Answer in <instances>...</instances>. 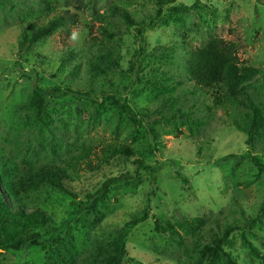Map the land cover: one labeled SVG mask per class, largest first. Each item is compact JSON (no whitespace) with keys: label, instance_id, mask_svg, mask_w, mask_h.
<instances>
[{"label":"rangeland","instance_id":"rangeland-1","mask_svg":"<svg viewBox=\"0 0 264 264\" xmlns=\"http://www.w3.org/2000/svg\"><path fill=\"white\" fill-rule=\"evenodd\" d=\"M116 1L128 3L138 13V21L154 11L150 0H88L82 24L72 28L69 37L56 32L21 54L19 40L25 24L42 23L58 0H0V146L21 172L24 161L63 164L70 153L78 152L77 147L53 151L42 146V137L21 118L34 90L25 77L31 71H36L38 88L44 92L53 131L66 147L86 144L100 135L110 140L118 133L136 152L130 161L116 160L102 172L72 183L69 187L76 198L46 189L28 196L30 211L41 208L53 222L30 229L41 234V245L1 250V264H48L51 251L60 244L70 254L59 264H84L127 228L125 249L130 258L143 264H183L186 249L194 248L198 239L201 245L209 244L212 234L221 233L227 224L242 229L226 246L235 261L264 264V173L259 174L252 162L255 156L264 164V128L248 145V135L240 127L247 125L249 111L237 104L208 111L210 97L191 92L183 71L185 43L202 46L215 37L238 43L242 63L264 68V0H200L201 8L184 15L181 24L145 26L137 43L132 37L136 30L116 19L119 34L109 46L120 66L105 64L106 74L94 82L100 99L94 104L82 96L89 91L90 81L85 64L95 57L85 48L89 43L85 25L92 22L95 11L106 13ZM195 2L178 0L189 7ZM67 47L82 49L77 77L59 72V58ZM140 47L145 53L135 58L134 67L130 62ZM74 64L66 65L70 72ZM68 85L74 92H68ZM256 87L251 90L253 100L264 105V80L259 78ZM101 88L116 92L121 106L104 101ZM128 107L138 115L136 122L128 116ZM151 129L157 132L153 138ZM135 159L157 172L137 170L132 164ZM126 172L137 179L112 189L96 210L84 208L74 216L87 193ZM154 218L172 224L177 233L157 231ZM243 233L259 257L248 251Z\"/></svg>","mask_w":264,"mask_h":264},{"label":"trees","instance_id":"trees-1","mask_svg":"<svg viewBox=\"0 0 264 264\" xmlns=\"http://www.w3.org/2000/svg\"><path fill=\"white\" fill-rule=\"evenodd\" d=\"M150 1L154 4V11L148 14L144 20H137L138 13L132 11L128 3L116 1L108 7L106 13L95 11L96 14L92 17V22L86 23L89 43L85 48L94 52L95 57L85 64L86 75H90V81L86 89L89 91L82 96L89 100L92 99L94 104L100 100L97 97L96 89H94V82L98 81L101 75L106 74L105 64H108V67L112 66V63L120 66L119 61L113 58L114 51L109 46L117 41L116 36L119 34L116 19L120 18L127 27L136 30V35L132 37L137 43L144 36L145 26L160 22L168 24L171 21L181 24L184 15L201 8L200 0H196L195 4L190 7L178 4V0ZM58 3L51 15L44 16L42 23L30 21L25 24L19 40L21 54L56 32L69 37L71 29L82 24L81 14L88 9V0H58ZM70 7L73 8V11L68 9ZM184 46L183 71L186 82L191 84V92H201L210 97L212 104L211 107H207L208 111L234 104L247 109L249 111L247 113L248 122L246 126L240 127V130L248 135L247 144H252L264 128V105L257 104L253 100L251 90H257L256 83L259 78L264 80V68L242 63L238 56L240 46L236 42H228L215 37L202 46H194L189 41ZM80 52L82 49L78 51L67 47L59 58L61 62L59 72L66 70L70 76L77 77L82 68V59L81 62L79 61L82 58ZM144 53L145 51L141 47L136 49L130 64L136 67L135 58L143 57ZM118 59L121 58L118 56ZM74 61V68L70 72L66 65L69 62L74 63ZM35 73L36 71L25 73V77L32 81L34 90L23 108L24 116L21 118L27 123L26 126L29 129L39 133L42 137V146L45 144L53 151L77 147L78 152L70 153L71 155L63 164L52 161L35 165L31 161H24L26 168L24 166V170L21 172L20 165L10 158L6 150L0 146V251L3 249L7 252L20 251L25 246L41 245V234L31 233L30 229L41 228L53 222L52 218L41 208L37 207L30 211L27 202L28 196L46 189L76 198L77 194L69 186L82 176L100 173L116 160L130 161L136 157V152L128 140L122 138V135L118 133L114 134L110 140L100 135L92 138L86 144H70L66 147L65 140L56 136L53 131L54 126H52V118L47 112L48 105L43 96L44 92L38 88V77ZM66 88L69 93L74 92L69 85ZM55 91L65 94L60 88H56ZM99 92L104 101L121 106L122 101L112 89L107 92L101 88ZM75 95L78 93L75 92ZM127 111L128 116L135 121L138 115H135L129 107ZM149 134L153 138L157 132L151 129ZM252 162L257 166L259 174L264 173V164L257 157H252ZM132 164L137 170L143 169L152 175L157 172V169L146 165L142 159H135ZM136 179L135 175L128 172L108 178L96 191L87 193L85 200L74 211V216L82 212L84 208L86 211L96 210L99 204L104 205L112 189ZM144 218H148V214ZM154 221L157 231L177 233L172 224L156 218ZM128 230L129 228L125 229L109 246L100 247L97 252L89 255L84 264H143L128 256L125 249ZM240 230L242 229L239 226L227 224L221 233L214 232L212 234L209 244L201 245V240L198 239L194 248L186 249V261L182 263L238 264L232 253L226 250V246L234 234ZM242 236L248 251L255 257H259L258 249L248 240L246 234L243 233ZM61 246V244L55 246L51 251L48 264H59L64 260L66 254H70L68 251L64 252Z\"/></svg>","mask_w":264,"mask_h":264}]
</instances>
